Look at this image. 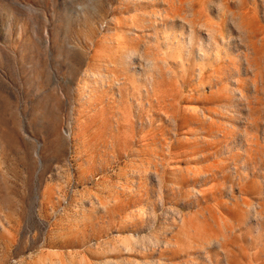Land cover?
Returning <instances> with one entry per match:
<instances>
[{
    "label": "rangeland",
    "instance_id": "374dc122",
    "mask_svg": "<svg viewBox=\"0 0 264 264\" xmlns=\"http://www.w3.org/2000/svg\"><path fill=\"white\" fill-rule=\"evenodd\" d=\"M0 264H264V0H0Z\"/></svg>",
    "mask_w": 264,
    "mask_h": 264
}]
</instances>
